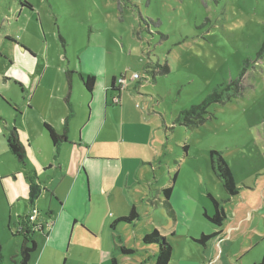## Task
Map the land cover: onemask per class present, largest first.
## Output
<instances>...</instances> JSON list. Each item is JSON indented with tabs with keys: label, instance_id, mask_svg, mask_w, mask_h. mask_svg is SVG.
Listing matches in <instances>:
<instances>
[{
	"label": "rangeland",
	"instance_id": "374dc122",
	"mask_svg": "<svg viewBox=\"0 0 264 264\" xmlns=\"http://www.w3.org/2000/svg\"><path fill=\"white\" fill-rule=\"evenodd\" d=\"M67 66L78 71L74 101H81L83 112L92 95L86 94L81 72L97 73L95 101L104 94L106 74H124L128 80L134 73L141 76L124 89L138 96L125 115L133 124L129 137L145 145L137 150L142 180L127 187L139 219L118 224L114 232L134 250L120 264H150L147 250L158 245L143 244L142 237L154 227L176 230L169 236L176 252L185 245L193 258L191 236L207 231L209 224L203 217L210 205L206 194L227 197L210 165V150L220 151L230 166L264 164V0H0V171L22 167L5 136L7 129H17L35 72L46 70L53 82H61ZM216 88L222 98L208 105L203 123L176 121L181 111L199 105ZM133 109L144 117L139 115L140 120ZM174 175L170 202L176 220L164 203L154 207L165 201L162 189L172 185ZM3 179L2 260L19 264L24 236L17 233L15 216L21 210L20 216H27V205L22 200L11 216ZM96 238L88 244H110L102 232Z\"/></svg>",
	"mask_w": 264,
	"mask_h": 264
},
{
	"label": "crops",
	"instance_id": "0c3cea01",
	"mask_svg": "<svg viewBox=\"0 0 264 264\" xmlns=\"http://www.w3.org/2000/svg\"><path fill=\"white\" fill-rule=\"evenodd\" d=\"M45 71L41 75V70L38 74L35 72L36 83L34 87L30 84V94L25 89L27 97L18 111L17 131L26 149V161L31 164L27 162L13 172L0 171V176L6 178L2 186L8 207H11L9 213L22 200L27 205L25 215L29 213V187L34 183L40 189L35 206L39 209L44 230L33 236L37 249L29 264H112L114 232L111 224L126 212L130 213L132 206L136 207L134 196L127 190L142 180V159L137 150L140 144L145 143L129 137V132L133 134V124L125 119L131 110L130 105L138 96L128 89L124 91L132 85V80L123 90L115 85L112 88V78L117 79V76L111 73L109 76L106 74L104 94L95 101L97 73L87 70L85 74H79L81 81L89 75L95 76L96 81L91 92L86 88V94L92 96L86 101H89L87 111L83 112L81 101H74V78L78 71L67 66L61 82H53L52 75ZM67 71H71L69 76ZM30 79L27 75L24 77L28 86ZM116 96H119L117 104L114 101ZM134 111L138 113L136 116H143L142 112ZM45 123L51 124L59 134L66 132L69 142L55 146ZM144 141L149 143V139ZM230 167L236 184L240 186L239 193L230 196L222 186L226 198H217L210 192L206 194L210 205L204 207L203 217L209 224L207 231L201 229L191 236L196 243L193 244V258L189 257L185 245L176 252L169 238L176 235V230L159 229L173 247L169 264H257L261 261L264 255V164L249 169ZM208 194L223 201L226 218L220 226L204 216V213L212 216L215 212ZM235 202L236 206H233ZM163 203H154V207L163 206ZM117 206H120V211ZM21 211L15 216L16 224L22 218ZM173 218L177 219L176 213ZM100 232L110 244H88V239H97ZM215 232L217 234L205 245L193 239ZM36 235L42 239L41 244ZM147 251L150 264H154L158 248L152 246ZM124 256L127 255L117 254L119 263Z\"/></svg>",
	"mask_w": 264,
	"mask_h": 264
},
{
	"label": "trees",
	"instance_id": "16d2710c",
	"mask_svg": "<svg viewBox=\"0 0 264 264\" xmlns=\"http://www.w3.org/2000/svg\"><path fill=\"white\" fill-rule=\"evenodd\" d=\"M70 73L71 71H67L68 76L70 75ZM241 75H243V73ZM238 80L239 79H237V81ZM95 81H96V78L95 76H92V75H89L83 79L85 87L87 88L88 91L91 92L93 90ZM115 81H116V78L113 77L112 78V88H114ZM237 81H235V83H237L238 85ZM231 86H234V85L231 84L229 87ZM218 90L219 88H216L199 105H192L190 108L184 111H181L178 117L176 118V121L181 124H184L185 126H188L189 125L188 123H192V124L203 123L206 120L208 105L212 102L220 101V98H222L221 97L222 94H220ZM193 118H196L198 122L193 123ZM44 126L47 132L49 133V136L55 146H58L59 144H62V143L69 142L66 132L62 134L57 133L54 127L49 123H45ZM6 141H7L9 150L15 156L17 161L21 163L22 165H26L25 164L27 160L26 149H25L24 144L21 142L19 138V134L15 126L7 129ZM209 160H210V164H211L213 172L220 179L222 186L227 192V194H229L230 196H234L238 194L240 187L237 186L235 182V177L231 170V167L225 161L221 152L214 150V149L210 150ZM175 180H176V175H174L172 185L163 189V192L166 197L164 201V205L167 209V212L172 217H175V213L170 204V197L172 194L173 184L175 183ZM39 194H40L39 187L36 184L31 183L29 187V201L31 203V207L35 206V201L39 197ZM208 197L212 201L215 212L212 216L208 215L207 213H204V216L206 217L207 220H209L214 225L220 226L226 218V212L224 209L223 201H218L211 194H208ZM138 219H139L138 211L135 206H132V209L129 215L117 218L111 224V229L113 230V232H115L116 226L119 223H134ZM43 230L44 228L37 229V230H33L30 228L29 222H28V214L27 216L22 217L18 220L17 233L22 234L24 236L23 241L19 247V256H20L19 264H29V261L31 259L33 252L37 249V242L35 241L33 236L36 232H42ZM216 234H217L216 232L211 233V234H202L198 238H193V239L197 243L205 245L209 241V239L214 237ZM142 240H143V243L147 245L149 244L158 245V254L156 256V260L154 264H169L172 251H173V247L170 244V242L167 240V238L163 234H161L159 229L154 228L151 232L145 234ZM113 241H114V254L111 259L112 264H120L117 259V254H123V255L134 254L133 249L126 247L125 244L122 243V237L120 235L114 233ZM2 259H3L2 246L0 244V264H3ZM257 264H264V255L261 261Z\"/></svg>",
	"mask_w": 264,
	"mask_h": 264
},
{
	"label": "built area",
	"instance_id": "2783aa9c",
	"mask_svg": "<svg viewBox=\"0 0 264 264\" xmlns=\"http://www.w3.org/2000/svg\"><path fill=\"white\" fill-rule=\"evenodd\" d=\"M132 80L134 79H141L140 74L138 73H134L133 77L131 78ZM129 81L126 76L124 74H122V76H120L119 78L116 79L115 81V86L119 89V90H123L124 88H126L129 84ZM115 103L117 104L119 102V96H116L114 98ZM28 222H29V226L31 229L33 230H37V229H43L44 225L43 223L40 221L39 219V209L36 206H32L29 213H28Z\"/></svg>",
	"mask_w": 264,
	"mask_h": 264
}]
</instances>
